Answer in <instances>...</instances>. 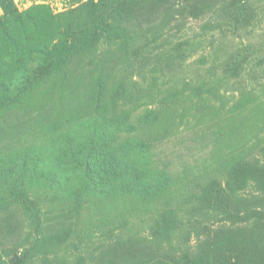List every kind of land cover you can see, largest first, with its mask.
I'll return each mask as SVG.
<instances>
[{
    "label": "rangeland",
    "instance_id": "1",
    "mask_svg": "<svg viewBox=\"0 0 264 264\" xmlns=\"http://www.w3.org/2000/svg\"><path fill=\"white\" fill-rule=\"evenodd\" d=\"M191 262L264 264V0H0V264Z\"/></svg>",
    "mask_w": 264,
    "mask_h": 264
},
{
    "label": "trees",
    "instance_id": "2",
    "mask_svg": "<svg viewBox=\"0 0 264 264\" xmlns=\"http://www.w3.org/2000/svg\"><path fill=\"white\" fill-rule=\"evenodd\" d=\"M86 172H87V177L93 179L96 176V169L92 168V166L89 164L86 166ZM191 264H194L191 262Z\"/></svg>",
    "mask_w": 264,
    "mask_h": 264
}]
</instances>
